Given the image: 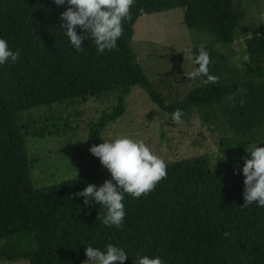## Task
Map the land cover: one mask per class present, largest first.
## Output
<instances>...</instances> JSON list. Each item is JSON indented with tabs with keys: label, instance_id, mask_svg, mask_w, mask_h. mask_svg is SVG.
I'll use <instances>...</instances> for the list:
<instances>
[{
	"label": "trees",
	"instance_id": "obj_1",
	"mask_svg": "<svg viewBox=\"0 0 264 264\" xmlns=\"http://www.w3.org/2000/svg\"><path fill=\"white\" fill-rule=\"evenodd\" d=\"M67 7L54 0H0V38L21 53L15 64L0 65V264H81L87 246L105 250L108 244L125 249L124 264H133L138 255H158L165 264H264V208L255 202L241 207L242 157L250 158L246 151L264 142V22L251 23L241 33L235 0H136L118 48L100 54L90 39L83 42V52L68 45L59 19ZM175 8L183 10L186 27L212 38L193 47L191 56L194 63L205 48L209 71L218 77L215 84L192 79L194 85L180 97L149 79L131 46L142 15ZM241 36L249 61H221L217 49ZM135 85L164 114L179 108L184 120L195 112L203 123L221 126L220 150L237 158L214 169L203 156L167 164L166 178L153 191L137 199L125 195V221L109 227L102 222L103 206L73 198L89 184L108 180L98 158L90 152L88 166L75 178L37 187L27 140L45 136L49 127L35 126L30 117L23 123L20 114L115 94L110 117L88 130L90 149L100 144L108 121L123 114L124 98Z\"/></svg>",
	"mask_w": 264,
	"mask_h": 264
},
{
	"label": "rangeland",
	"instance_id": "obj_2",
	"mask_svg": "<svg viewBox=\"0 0 264 264\" xmlns=\"http://www.w3.org/2000/svg\"><path fill=\"white\" fill-rule=\"evenodd\" d=\"M235 1L241 7V33L246 32L251 23L264 22V0ZM134 30L131 46L149 79L158 84L161 90L167 88L179 97L185 94L194 85L188 77L195 70L191 50L195 46L210 44L212 38L197 28L186 27L180 8L142 15L135 23ZM217 50L221 53V61L240 63L245 56L244 39L241 36L231 46L219 47ZM116 105L113 94L101 98H78L51 108L41 107L21 113V122L26 123L30 117L35 126L49 127L45 136L27 140L32 183L39 188L57 185L75 178L85 169L90 157L88 130L109 118ZM124 107L121 116L108 121L100 136V144L104 139L129 136L143 140L167 164L203 156L212 169L230 164L237 158L236 155L229 156L221 152L220 140L225 135L221 126L203 123L195 112L187 120L174 122L137 85L132 86L125 96ZM255 145L264 147V142ZM97 162L104 178L111 179L99 158ZM2 264L29 262L24 260Z\"/></svg>",
	"mask_w": 264,
	"mask_h": 264
},
{
	"label": "clouds",
	"instance_id": "obj_3",
	"mask_svg": "<svg viewBox=\"0 0 264 264\" xmlns=\"http://www.w3.org/2000/svg\"><path fill=\"white\" fill-rule=\"evenodd\" d=\"M54 3L57 6H68L59 18L61 33L68 38V45L75 52H83V42L90 39V42H94L96 51L104 54L118 48V40L124 33V22L131 19L130 10L136 0H54ZM78 28L80 34L77 32ZM20 55L18 49L12 50L9 42L0 38V65L15 64ZM193 59L198 67L189 74L190 79L203 77L205 84L218 83V77L209 71L211 58L205 48L201 47L199 54ZM249 59L248 55L243 57L245 62ZM243 103L242 100L241 105ZM183 115V110L178 108L171 114V118L179 123ZM89 151L99 158L111 179L99 186L89 184L83 190L73 193V198H83L85 206L90 203L103 206L106 209L103 224L119 228L126 217L125 195L137 199L153 191L166 178L167 163L154 154L143 140L129 136L104 139L103 143L93 145ZM246 153L250 158L242 157L244 204L241 207L247 208L255 202L256 207L264 208V147L255 145ZM85 256L87 259L84 264H113L116 261L124 264L129 258L123 247L113 244H108L105 250L89 245L85 249ZM133 264H165V261L158 255H138Z\"/></svg>",
	"mask_w": 264,
	"mask_h": 264
}]
</instances>
